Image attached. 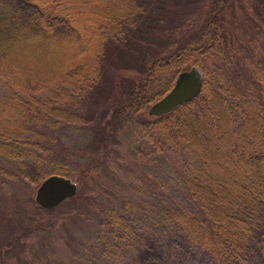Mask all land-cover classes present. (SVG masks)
Segmentation results:
<instances>
[{
  "label": "trees",
  "instance_id": "trees-1",
  "mask_svg": "<svg viewBox=\"0 0 264 264\" xmlns=\"http://www.w3.org/2000/svg\"><path fill=\"white\" fill-rule=\"evenodd\" d=\"M170 1L181 0H0V158L33 159L30 174L23 172L32 183L39 181L31 177L37 172L40 180L69 177L60 166L45 174L49 146L43 142L50 137L44 132L88 124L66 106L80 108L101 91L111 57L156 34L155 9ZM201 1L199 39L187 45L170 40L168 52H152L153 59L140 63L139 84L123 92L120 120L142 113L148 122L140 128L152 143L157 132L170 146L183 145L193 170L186 188L196 206L167 217L174 229L167 241L139 236L130 264H264V63L253 65L243 90L239 84L213 87L204 66L229 47L226 0ZM192 66L204 73L200 96L150 121L147 110ZM110 217L125 238L127 218L115 210Z\"/></svg>",
  "mask_w": 264,
  "mask_h": 264
},
{
  "label": "rangeland",
  "instance_id": "rangeland-1",
  "mask_svg": "<svg viewBox=\"0 0 264 264\" xmlns=\"http://www.w3.org/2000/svg\"><path fill=\"white\" fill-rule=\"evenodd\" d=\"M203 3L170 1L164 10L155 9L156 34L147 41L134 40L127 53L117 51L101 91L87 97L80 108L66 106L88 124L65 123L50 135L44 132L50 137L43 142L49 146L45 174L63 167L79 186L57 211L47 212L36 202L38 187L46 179L37 178L38 172L31 175L37 183L23 177L24 171L30 174L33 159L20 163L0 158V264H130L138 255L134 245L139 236L167 241L174 233L167 217L195 210L186 188L192 161L183 145L172 147L157 132L155 145L140 128L141 122H148L144 114L123 122L118 112L127 104L123 92L139 84L144 74L140 63L153 59L152 52H168L170 40L187 45L199 39ZM225 8L229 47L223 57L206 60L204 71L213 87L239 84L243 90L253 65L264 63V3L226 0ZM113 210L128 220L125 238L112 225Z\"/></svg>",
  "mask_w": 264,
  "mask_h": 264
},
{
  "label": "water",
  "instance_id": "water-1",
  "mask_svg": "<svg viewBox=\"0 0 264 264\" xmlns=\"http://www.w3.org/2000/svg\"><path fill=\"white\" fill-rule=\"evenodd\" d=\"M204 73L193 66L191 70L182 71L174 82V87L161 101L153 104L148 114L154 118L163 117L175 109L198 98L204 88ZM79 186L72 179L63 176H49L38 187L36 202L45 210H53L62 202L75 196Z\"/></svg>",
  "mask_w": 264,
  "mask_h": 264
},
{
  "label": "bare ground",
  "instance_id": "bare-ground-1",
  "mask_svg": "<svg viewBox=\"0 0 264 264\" xmlns=\"http://www.w3.org/2000/svg\"><path fill=\"white\" fill-rule=\"evenodd\" d=\"M202 73H203V72H202ZM170 91H171V90H170ZM170 91H169V92H170ZM169 92H167L165 95H167ZM161 100H162V99H161ZM161 100H159V101H161ZM154 104H155V103H154ZM152 105H153V104H152ZM184 105H185V104H184ZM233 105H234V104H233ZM230 107H231V106H230ZM149 109H150V108H149ZM149 109H148L147 111H149ZM169 114H170V113H169ZM167 115H168V114H167ZM148 116L151 117L149 114H148ZM164 116H165V115H164ZM152 117H153V116H152ZM152 117H151V118H152ZM157 118H158V117H157ZM159 118H160V117H159ZM158 120H159V119H158ZM156 122H157V120H156ZM54 176H57V175H54ZM59 176H61V175H59ZM63 177H64V176H63ZM65 178H66V177H65ZM67 179H68V178H67Z\"/></svg>",
  "mask_w": 264,
  "mask_h": 264
}]
</instances>
